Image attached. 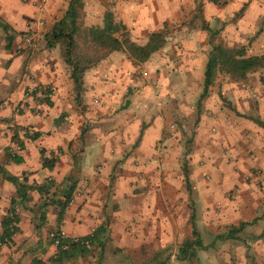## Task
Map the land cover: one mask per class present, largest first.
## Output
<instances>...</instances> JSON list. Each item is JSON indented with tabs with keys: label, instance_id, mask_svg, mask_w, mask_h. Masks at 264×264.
<instances>
[{
	"label": "crops",
	"instance_id": "crops-1",
	"mask_svg": "<svg viewBox=\"0 0 264 264\" xmlns=\"http://www.w3.org/2000/svg\"><path fill=\"white\" fill-rule=\"evenodd\" d=\"M68 1L46 0L40 12L38 0H0V102L19 105L0 108V225L12 207L17 219L9 245L0 248V264H264V128L255 123L264 122V108H196V135L220 143V159L230 158L237 170L190 161L183 164L187 191L179 139L164 136L182 118V108H156L139 98L170 79L162 65L172 63L163 50L171 28L184 49L176 66L194 71L201 84L211 44L243 48L246 57L264 53V0H82L78 18L84 17V28L101 27L109 11L119 35L136 45L151 33L165 37L142 63L118 51L86 69L77 101L60 47L48 49L44 40ZM33 20H42V27H30ZM30 30L40 34L36 50L22 47ZM139 68L146 77L142 92L130 75ZM171 75L173 94L180 95ZM128 80L134 89L130 104L112 108L115 90ZM31 83L36 90L49 87V97L26 93ZM237 84L217 72L207 95ZM44 158H53L50 169ZM254 171L250 183L242 181ZM6 176L27 188L25 201L18 202ZM70 178L74 189L60 219ZM240 223L246 225L228 238ZM98 229L90 243L99 251L97 261L87 251L53 262L58 251L50 235L63 231L79 239ZM197 238L202 247L193 244Z\"/></svg>",
	"mask_w": 264,
	"mask_h": 264
},
{
	"label": "trees",
	"instance_id": "trees-1",
	"mask_svg": "<svg viewBox=\"0 0 264 264\" xmlns=\"http://www.w3.org/2000/svg\"><path fill=\"white\" fill-rule=\"evenodd\" d=\"M81 7L82 0H69L63 16L53 24L49 32L44 36L48 49L56 44L61 49V56L69 69V77L72 81L74 92L76 93V101L79 99V93L82 88L84 71L98 63L106 54L122 51L134 62L142 63L161 47V41L165 37L162 31L151 33L144 45H136L128 41L123 35H119L121 27L113 22L112 15L109 11H105L103 14L101 27L80 28L78 26V12ZM98 52H101V54L98 55ZM263 66L264 53L260 56L246 57L243 48H226L221 45L211 44L203 68L201 92L196 102L197 106H199V102L207 95L208 88L212 84L217 72L228 75L233 79L243 80L248 73L261 69ZM255 123L264 128V122L256 120ZM11 159L17 161V157L13 156ZM53 163V158H44L42 160V165L48 169L52 167ZM182 174L185 180L186 190L188 191L187 171L184 166L182 167ZM5 179L16 187L18 202L25 201L27 188L23 184H18L14 178L6 176ZM67 182H70L69 187L64 194L63 201L59 204L60 219L70 201L74 189V183L71 181V178ZM28 189L31 188L29 187ZM43 191V188H37L38 193H42ZM192 220L193 217L190 220L192 235H196ZM16 222V215L12 207L1 222L0 243L4 239L10 243V237L15 231ZM245 225L244 223H240L235 228L231 227L228 230L227 237L233 238ZM99 232L100 229L96 232L94 230L91 235L79 238V241L89 240L92 243ZM193 244L197 247H202L198 238ZM56 249L58 254L56 259L53 260L55 263H60L62 259H69L74 255H84L88 251L79 244H70L66 251Z\"/></svg>",
	"mask_w": 264,
	"mask_h": 264
},
{
	"label": "rangeland",
	"instance_id": "rangeland-1",
	"mask_svg": "<svg viewBox=\"0 0 264 264\" xmlns=\"http://www.w3.org/2000/svg\"><path fill=\"white\" fill-rule=\"evenodd\" d=\"M83 18V16H79L78 18L80 28H84ZM166 37L168 41L167 44H163V50H165L166 57H171L168 61H172V63L170 62L162 65V70L165 72V76H170V79H165V83L162 82V85H160L158 89L153 86L154 89H151L153 91L147 95L146 92L141 93L139 98L145 100L147 103L153 105V107L156 108H160V106L162 108H182V118H180V121H175L171 127H168L164 130L165 137H171L174 135L175 139H179L177 140V147L180 148V155L178 157V164L180 167L181 165L183 166V164H187L188 166L190 161L191 165L193 166L204 168L206 165L211 169L215 168L214 166L216 164L219 165L223 163V165H225L227 163V165H230V169L235 172L237 170V166L236 164L229 163L231 160L230 158H226V163L220 159V149L217 151V147L220 148V143H212L210 142V139L206 141V134H202L201 138L196 135V108H264V90L260 91L259 89V87L264 88V71L259 72L260 70L258 69L254 72L248 73L243 80L229 77L232 81H236V83H238L237 86H234L236 90H234L233 86L230 87L229 85L227 89L224 90V92L215 93L213 96L212 90H210L207 97H205L201 101L200 105L197 106L196 101L201 91V81L198 82V80H196L194 71L191 73L190 71H185V68H182L181 65L176 66V63L179 61L178 58H180L182 53H184V49H182L181 46L182 39L180 38L178 31H175L174 28H171L167 30ZM99 54H101V52H98V55ZM106 55L104 57H106ZM116 60L117 59H114V61ZM155 72L160 73L162 71L160 69H156ZM172 73L175 74L174 76L177 78L175 84H178L180 95H178L176 92L173 94V81L171 78ZM253 73H255V79H252L254 75H251L250 78H247L248 75ZM132 74L135 77V82L137 80L139 82L138 91L142 92L146 86V77H144V73L139 68L135 69V71H130V75ZM130 82L132 81L128 80L125 81V83L123 82V87L121 89L115 90V96H112V108H127L128 103L130 104V99L134 93V89ZM209 93H211V95ZM3 100L4 101L0 102V108H19V105L16 102H13L12 100H10L11 102H6L7 99ZM186 108H191L192 112H188ZM208 144L210 145L208 146ZM223 148L226 149L225 147ZM250 154L251 152L249 151V155ZM250 174L244 175L242 181L245 183H250L252 181V175L254 176L257 173L254 171ZM206 178V181L210 179L208 175ZM259 182L260 180L256 177L252 183L254 186L258 187ZM230 192L225 193L224 198L226 200H231ZM88 252L92 255V259L97 261L99 251L96 252L90 247Z\"/></svg>",
	"mask_w": 264,
	"mask_h": 264
},
{
	"label": "built area",
	"instance_id": "built-area-1",
	"mask_svg": "<svg viewBox=\"0 0 264 264\" xmlns=\"http://www.w3.org/2000/svg\"><path fill=\"white\" fill-rule=\"evenodd\" d=\"M45 6L46 0H38L37 8L40 12L44 10ZM42 25V20H33L30 23V27L33 26L34 28H41ZM39 39L40 34L37 31L32 32V30H30L29 33L22 39V47L29 48L31 50H36L38 47ZM25 91L28 94L36 92L41 99H47L49 97L50 88L44 87L43 89L36 90L34 85L31 83L30 86L26 87ZM50 241L51 245L55 248H58L60 251H66L70 244H79L83 246L86 250L90 249L89 240L79 241L78 238H67L63 231H59L57 234L50 235ZM7 245H9V241L4 239L3 242L0 243V248Z\"/></svg>",
	"mask_w": 264,
	"mask_h": 264
}]
</instances>
